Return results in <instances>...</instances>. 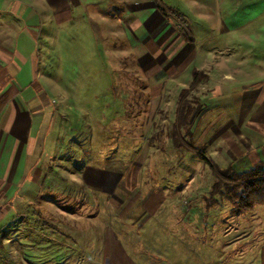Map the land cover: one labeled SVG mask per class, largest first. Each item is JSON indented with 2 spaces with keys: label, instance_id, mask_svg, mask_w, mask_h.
<instances>
[{
  "label": "rangeland",
  "instance_id": "obj_1",
  "mask_svg": "<svg viewBox=\"0 0 264 264\" xmlns=\"http://www.w3.org/2000/svg\"><path fill=\"white\" fill-rule=\"evenodd\" d=\"M155 1L170 7L177 5L176 0ZM220 1L210 0V6L222 7ZM31 2L29 11L34 8ZM251 3L242 0L238 7L242 65H250L251 58L259 65L264 60V0ZM85 26L90 30L89 25ZM113 27L123 30V23L116 21ZM87 29L67 28L64 41L59 42L57 32L49 41L42 70L53 86V145L37 169L44 170V180L39 179V184L46 186L48 181L55 192H62L54 195L50 191L47 197L56 204L63 203L67 210L78 209L81 226L64 234L63 224L58 228L51 226L52 221L58 220L49 221L50 214L40 210L42 219H35L29 229V197H24L19 203L23 209L18 211L11 233L20 237L15 249L29 251V259L39 255V260H43L39 264H121L122 260L128 264L112 243L109 227L117 231L136 264H264L260 259L264 247V204L232 215L231 202L217 193L212 195L215 178L211 163L220 169L232 166L244 171L262 157L261 150L247 151L253 146L251 140L240 138L230 128L228 116H222L217 109L213 90L227 84L205 83L203 77L192 87L188 83L186 96L194 110L180 133L184 136L185 129L192 131L193 141L187 137L186 141L197 150L175 147L172 134L179 93L176 96L173 87L164 89V84L158 83L151 86L162 90L163 98L159 102L150 98L153 88L137 80L133 64L123 67L111 63L104 44L99 43L96 49ZM253 86L260 89L261 95L264 82ZM229 99L223 98L227 109L231 107ZM239 152L245 155L240 156ZM80 169L87 175L104 169L125 172L128 179L136 173L138 178L129 180V188L135 190L108 200L85 192L74 196L69 191L73 188L69 173L76 170L79 174ZM81 185L88 187L84 181ZM145 199L146 207H142ZM65 221L70 224L69 219ZM121 221L131 225L132 230L140 229L138 240L126 242L119 228ZM70 227L66 230L70 231ZM91 239L96 242L90 243ZM16 264L24 263L18 260Z\"/></svg>",
  "mask_w": 264,
  "mask_h": 264
},
{
  "label": "crops",
  "instance_id": "obj_2",
  "mask_svg": "<svg viewBox=\"0 0 264 264\" xmlns=\"http://www.w3.org/2000/svg\"><path fill=\"white\" fill-rule=\"evenodd\" d=\"M29 1L0 0V229L3 231L0 264H16L18 260L24 264L43 261L39 260V255L36 259H29V251L15 249L20 237L11 233L19 217L18 211L23 209L19 203L24 197H29V229L35 219H42L40 210L50 214L49 221L58 220L52 221L51 226L58 228L63 224L64 234L81 226L78 209L67 210L63 203L57 201L56 204L47 197L50 191L54 195L62 192H55L48 181H45L46 186L39 184V179L44 180V170H37L53 145L50 139L55 113L50 100L53 86L42 67L55 32L61 42L68 37L67 28L69 31L81 30L89 25L90 30H87L91 41L96 49L99 43L104 44L111 63L128 67L130 62L136 68L139 82L149 86L164 84V89L173 87L174 95L179 93V99L181 92L189 87L188 83L192 87L200 82V77L205 83L227 84L213 90L212 98L217 109L222 116H228L230 128L240 138L251 140L253 146L247 147L248 152L261 150L259 155L262 157L255 162H264V89L262 87L260 95V89L253 86L264 82V60L260 65L252 58L248 60L250 65L241 63L244 52L240 47L241 14L238 7L242 0H221L222 7H211L210 0H176L175 7L155 0H32L30 5L34 8L30 11ZM247 1L256 3L259 0ZM44 20L48 23L45 24ZM116 21L123 23V30L113 27ZM194 71L199 74L191 85ZM153 86L150 98L159 102L164 92ZM224 97L230 98V109L224 107ZM238 155L245 154L239 152ZM76 172L69 173L73 183L69 191L74 196L85 192L104 196L107 200L135 190L129 188V180L138 178L136 173L128 179L125 172L106 169L88 175L83 174L82 169L79 174ZM54 177L56 175L49 178ZM82 181L88 187L82 188ZM146 199L142 207H146ZM32 211L38 214L35 216ZM66 219L70 224H66ZM121 222L120 231L127 239L124 241L138 240L140 229L132 230L127 222ZM67 225L73 226H69L70 231L66 230ZM108 229L117 251L125 255L128 264H136L129 257L123 240L118 238L117 231ZM95 242L91 239L90 243ZM261 251L263 263L264 247ZM121 264L126 262L122 260Z\"/></svg>",
  "mask_w": 264,
  "mask_h": 264
},
{
  "label": "trees",
  "instance_id": "obj_3",
  "mask_svg": "<svg viewBox=\"0 0 264 264\" xmlns=\"http://www.w3.org/2000/svg\"><path fill=\"white\" fill-rule=\"evenodd\" d=\"M198 74L199 71L193 72L191 85L195 83ZM187 93L188 89H184L180 95L172 143L175 147L195 151L197 150L196 147L192 143V146L188 145L186 141V137L191 142L193 141L192 131L185 129L184 136L180 133V130L189 124V115L194 110L186 96ZM200 154L202 153L200 152ZM211 168L215 178L212 195L217 193L223 199L231 202L230 212L232 215L246 213L256 204H264V162L256 163L250 169L244 171H236L232 166L220 169L215 163H211Z\"/></svg>",
  "mask_w": 264,
  "mask_h": 264
},
{
  "label": "built area",
  "instance_id": "obj_4",
  "mask_svg": "<svg viewBox=\"0 0 264 264\" xmlns=\"http://www.w3.org/2000/svg\"><path fill=\"white\" fill-rule=\"evenodd\" d=\"M0 236H1V230H0Z\"/></svg>",
  "mask_w": 264,
  "mask_h": 264
}]
</instances>
